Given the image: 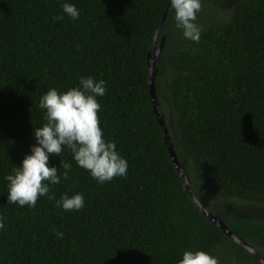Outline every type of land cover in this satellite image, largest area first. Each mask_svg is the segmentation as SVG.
Segmentation results:
<instances>
[{
	"label": "trees",
	"instance_id": "1",
	"mask_svg": "<svg viewBox=\"0 0 264 264\" xmlns=\"http://www.w3.org/2000/svg\"><path fill=\"white\" fill-rule=\"evenodd\" d=\"M64 3L79 19L63 12ZM170 3L0 0V264H178L186 250L206 251L219 264H260L195 209L162 140L146 53ZM201 3L199 43L183 36L173 9L165 13L154 42L163 36L154 59L157 108L196 200L264 259V217L229 209L231 201L264 207V0ZM86 76L106 82L97 97L100 126L127 160V174L101 184L65 147L49 159L61 176L50 186L56 199L9 204L5 177L37 143L34 129L46 123L42 96ZM62 161L72 165L67 180ZM65 193H82L84 207H57Z\"/></svg>",
	"mask_w": 264,
	"mask_h": 264
},
{
	"label": "clouds",
	"instance_id": "2",
	"mask_svg": "<svg viewBox=\"0 0 264 264\" xmlns=\"http://www.w3.org/2000/svg\"><path fill=\"white\" fill-rule=\"evenodd\" d=\"M175 12L177 28L183 30L186 39L199 43L202 27L196 23L197 13L201 11V0H171ZM63 12L70 18L79 19V10L71 3L63 4ZM63 19L62 16L54 20ZM106 94V82L96 81L91 76L81 77L79 85L60 92L50 88L42 96L39 107L46 110V123L34 129L36 144L31 153L25 155L22 166L12 170L5 178L9 181L8 203L35 207L38 199L47 195L50 201L55 194L50 186L59 184L61 176L56 166H50V155L60 156L67 147L78 166L90 172L99 183L111 181L127 174L128 163L116 150L113 141H106L100 126L101 105L97 97ZM64 169L63 179L69 178L72 165L60 162ZM56 206L65 211H78L84 207V196L76 193L62 194ZM5 217L0 215V229L4 227ZM63 236L62 232L56 233ZM178 264H219V259L203 250H186Z\"/></svg>",
	"mask_w": 264,
	"mask_h": 264
},
{
	"label": "water",
	"instance_id": "3",
	"mask_svg": "<svg viewBox=\"0 0 264 264\" xmlns=\"http://www.w3.org/2000/svg\"><path fill=\"white\" fill-rule=\"evenodd\" d=\"M170 8H171V5L168 4V5H166L165 10L162 12L161 18H160V20L156 26L155 32H154V38H153V42H152L151 52L146 53L147 86H148L149 101H150L155 119L157 121L158 128H159L162 140L164 142L167 154H168L169 159H170V161H171V163H172V165H173V167L177 173L178 180L181 184L183 192L187 195V197L189 198L190 202L193 204L195 209L198 210L203 216H205L212 224L217 226L230 240H232L233 242H235L236 244L241 246L243 249H245L247 252H249L260 264H264V259L260 256V254L252 246H250L248 243H246L243 240H241L240 238H238L231 230L228 229V227L224 224V222L222 220H220L218 217H216L215 215H213V214L209 213L207 210H205L201 206V204L196 200V198L194 197V195H193V193H192V191L188 185V182L184 176L182 167L177 161V158L175 156L172 144H171L170 139H169L167 129H166L164 122L162 120V116H161L160 112L158 111L157 103H156V99H155V94H154V84H153L154 59H155L156 54L158 53V51L161 47L163 36H160V40H159V43H158L156 48L154 46V42H155V37L158 33V30L161 26V23L164 19L165 13Z\"/></svg>",
	"mask_w": 264,
	"mask_h": 264
},
{
	"label": "rangeland",
	"instance_id": "4",
	"mask_svg": "<svg viewBox=\"0 0 264 264\" xmlns=\"http://www.w3.org/2000/svg\"><path fill=\"white\" fill-rule=\"evenodd\" d=\"M212 6L213 5L210 3V8H212ZM229 206L232 215L235 216L264 217V207L262 206H257L254 204H248L243 202H234V201L229 202Z\"/></svg>",
	"mask_w": 264,
	"mask_h": 264
},
{
	"label": "bare ground",
	"instance_id": "5",
	"mask_svg": "<svg viewBox=\"0 0 264 264\" xmlns=\"http://www.w3.org/2000/svg\"><path fill=\"white\" fill-rule=\"evenodd\" d=\"M157 101V100H156ZM205 208V207H204ZM206 209V208H205ZM207 210V209H206ZM225 223V222H224ZM227 226V225H226Z\"/></svg>",
	"mask_w": 264,
	"mask_h": 264
}]
</instances>
